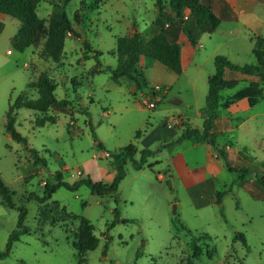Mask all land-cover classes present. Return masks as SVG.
<instances>
[{
	"label": "rangeland",
	"instance_id": "obj_1",
	"mask_svg": "<svg viewBox=\"0 0 264 264\" xmlns=\"http://www.w3.org/2000/svg\"><path fill=\"white\" fill-rule=\"evenodd\" d=\"M156 1L43 0L38 15L46 21L47 30L57 11L66 14L78 34H67L61 63L44 56L47 38L25 51L17 50L12 41L21 22L0 13L5 25L0 33V176L16 205L15 209L3 205L0 194V249L6 248L17 227L20 207L27 209L26 224L31 228L0 264H187L190 256L193 264H264V188L256 181V176L264 180V79L226 70L227 80L240 83L224 90L223 99L250 84L260 88L262 95L242 100L243 106L236 111L220 108L214 129L218 145L229 149L231 165L250 168L251 180L234 184L241 172L229 171L221 158L210 156L215 153L211 146L210 155L205 146H194L188 140L170 146L183 133L177 125L181 114L186 116L185 125L203 128L208 79L215 72L217 55H226L240 65L257 63L250 20L244 17L240 22L223 23L220 29L234 28L233 35L226 36L221 30L205 34L200 42L203 47L196 48L195 60L180 75L145 57L147 82L165 84L169 89L167 94L163 87L153 95L150 90H138L127 77L115 83L109 68L118 64L112 54L118 37H131L136 31L151 37L161 28H169L170 21L180 24L169 0H162V13ZM258 12L264 15V7ZM239 27L243 32L236 31ZM255 31L264 37V27L257 26ZM181 32L182 26H177L178 42ZM84 41L96 52L86 51ZM96 67L102 71L93 76L90 71ZM42 75L54 80L57 99L69 104L64 110L51 108L48 113L19 109L16 129L27 139L25 146L6 132L7 113L20 95L39 98L29 84ZM161 94L163 100L154 108L145 105V100L155 101ZM176 99L182 103H171ZM50 119L57 121L36 124ZM130 143L139 150L161 152L149 159L155 163L154 171L136 170L132 161L127 163L126 177L116 194L118 203L116 195H97L85 185L76 191L61 187L44 204L36 199L44 196L45 183L54 182L57 172L67 183L87 174L96 182L110 183L116 171L112 154ZM180 150L188 159L192 154L191 162L204 164L209 159L214 182L187 190L174 180L169 175L171 157ZM218 191H225L222 210L215 201ZM210 197L212 205L197 204ZM115 208L121 219L112 225ZM81 218L93 226V237L80 233ZM96 239L98 246L87 251L86 262L81 263L80 251L94 245ZM196 249L201 255L193 258Z\"/></svg>",
	"mask_w": 264,
	"mask_h": 264
},
{
	"label": "trees",
	"instance_id": "obj_2",
	"mask_svg": "<svg viewBox=\"0 0 264 264\" xmlns=\"http://www.w3.org/2000/svg\"><path fill=\"white\" fill-rule=\"evenodd\" d=\"M43 0H0V13L11 15L21 22L18 33L13 38V45L17 50L25 51L31 45L38 43L41 38H47L44 46V56L51 58L56 63H61L64 58V44L68 33L77 36V32L73 29L72 23L65 13L54 12L49 21L48 30L46 29V21L41 19L38 15V7ZM171 12L175 18L180 21H170L169 28H161L154 35L148 37L142 32L136 31L131 37L124 36L117 38L116 49L112 52L118 59L116 68H109L112 79L115 83H120L123 77L130 79L138 90L144 91L149 89L144 73L138 69V62L141 56L152 58L164 64L174 73L180 75L183 72L181 45L174 34L177 26H182V31L185 33L187 39L194 48H197L201 38L205 34H213L222 22H231L237 20V15L234 13L230 5L225 0H169L168 2ZM159 12L162 13V0H157ZM219 6V15L216 14V7ZM176 26V27H175ZM5 25L0 21V33L4 30ZM254 41V55L257 60L256 64L240 65L231 61L226 55H217L214 59L215 72L208 79V92L206 95V106L204 109V124L203 128H193L189 124L184 125L181 137L174 141L175 143L187 139H194L196 142H207L215 152L218 158H221L228 170L231 172H241V175L234 181V184L241 185L253 178V171L248 168H236L231 165L228 153L225 148L220 147L217 143L214 131L216 121L218 119V112L220 108L228 109L232 104L243 98L257 99L262 95V90L249 85L242 88L237 93L227 98L222 97V92L227 89H234L240 81L227 80L226 70H231L243 76H255L264 79V37L255 36ZM86 51L96 52L89 41H84ZM98 67L90 71L91 75H95ZM29 88L36 89L39 93V98L35 100L24 99L22 95L11 104L7 113L6 132L18 143L27 145V139L17 131L16 120L18 110L27 108L38 113H48L51 108H58L64 110L69 101L58 100L55 95L56 83L46 75H42L37 81H32ZM153 94V93H152ZM155 95V94H153ZM162 97L164 95L161 94ZM57 119H50L38 122V126H44L46 123H56ZM141 135L138 132L137 137ZM102 147V144H99ZM161 149L144 148L139 150L137 145L130 143L126 147L120 149L118 152L112 154L115 175L110 183L96 182L89 174L79 177L74 183H67L63 180L61 172L55 173L54 182H46L44 185V196L42 198L36 197L40 204L52 199L56 191L65 187L68 190L76 191L81 186L85 185L97 195L104 194H118L119 186L127 174V163L132 161L136 170L149 168L154 171L155 163H149V159L155 157ZM35 153H37L35 151ZM140 153V158L136 159V155ZM243 153H240L242 156ZM264 165V163H263ZM256 181L264 188V180L262 177L256 176ZM225 191L216 192V202L221 206L222 197ZM0 194L2 196V204L8 208L15 209L16 205L12 199L10 189L4 183L0 176ZM119 197L115 196V202H119ZM20 214L17 227L12 231L8 238L6 248L0 249V259H5L10 255L14 244L20 241L23 235L29 234L31 228L26 224L27 209L25 207L19 208ZM115 219L112 225L118 223L121 219L118 208L113 210ZM80 227V233H88L93 237L94 228L90 222L84 218ZM123 222L129 220L123 219ZM91 247L80 251V254L85 263L87 251L94 250L98 246L99 239ZM111 238L108 237V242ZM106 246L105 252L107 251ZM78 255V253H77ZM201 255L196 249L192 253V257ZM78 257V256H77ZM81 259V258H79ZM187 264H193L191 256L188 258Z\"/></svg>",
	"mask_w": 264,
	"mask_h": 264
},
{
	"label": "crops",
	"instance_id": "obj_3",
	"mask_svg": "<svg viewBox=\"0 0 264 264\" xmlns=\"http://www.w3.org/2000/svg\"><path fill=\"white\" fill-rule=\"evenodd\" d=\"M234 13L237 15V20L236 21H231V22H240V20L244 17H248L250 20L251 25L248 22V27L250 28V31H252L253 37L255 36H261V32H256L255 29L257 26H261L262 28L264 27V15L259 14L258 10L262 9L264 7V0H225ZM216 14L219 15L220 8L219 6L216 7ZM227 22V23H231ZM225 22H222L217 30H221L222 34L228 36V35H233L235 32L234 28L231 29H220L222 24ZM240 24V23H238ZM255 28V29H254ZM216 30V31H217ZM215 31V32H216ZM238 32H243V28L239 27L237 28ZM214 32V33H215ZM213 33V34H214ZM211 35V34H208ZM202 39V38H201ZM179 42L181 45V58H182V66L183 70L185 69V66H188L191 62H193L197 56L196 53V48H194L189 40L187 39L185 33L182 31L179 36ZM201 42V40H200ZM199 42L197 48H202L203 44ZM147 64V61L144 56H141L139 58L138 62V69H141L142 72L144 73L145 76V71H144V66ZM146 79V78H145ZM147 82V80H146ZM147 85L149 88H152L154 86H161L165 87L166 89V94L168 86L165 84H149L147 82ZM169 90V89H168ZM247 99L243 98L236 103L232 104L228 109L225 110H233L236 111L239 109V107L243 106V102L241 103L242 100ZM163 100V97L161 95H156V101L161 102ZM219 114V112H218ZM219 117V115H218ZM186 116H183L181 114L178 119H177V125L181 126L184 129V125L186 121ZM219 124V118L216 121V126ZM188 141L193 142L195 145L198 146L199 144H202L207 148L210 152L208 155L211 153V149L209 148V144L207 142H196L194 139H187ZM185 141V140H183ZM212 148V147H211ZM226 151L229 150L228 147H225ZM213 150V149H212ZM228 153V152H227ZM213 156L215 159H219L215 153H213ZM229 156V153H228ZM192 157V154H189V159ZM188 159V156H186V152L183 150L176 151L173 153L171 157V164L172 168L169 169V175L176 181H178L185 189L190 190L192 188H201L204 184L211 182L214 180V172L212 168V164L210 163L209 159L208 162H205L204 164H198L196 160H192L191 162ZM194 159V158H193ZM230 159V158H229ZM219 169H222L221 165H216ZM114 178V177H113ZM214 182V181H213ZM203 188V187H202ZM204 201V200H203ZM212 197H210L209 200H206L204 202H197L198 205L204 207V206H209L213 204ZM216 201V199H215Z\"/></svg>",
	"mask_w": 264,
	"mask_h": 264
},
{
	"label": "built area",
	"instance_id": "obj_4",
	"mask_svg": "<svg viewBox=\"0 0 264 264\" xmlns=\"http://www.w3.org/2000/svg\"><path fill=\"white\" fill-rule=\"evenodd\" d=\"M152 93L155 94L157 91H163V87L161 86H154L152 87ZM166 91V90H165ZM145 105H147L149 108H154L157 104V101H148V100H145L144 101ZM171 127V125H170Z\"/></svg>",
	"mask_w": 264,
	"mask_h": 264
},
{
	"label": "water",
	"instance_id": "obj_5",
	"mask_svg": "<svg viewBox=\"0 0 264 264\" xmlns=\"http://www.w3.org/2000/svg\"><path fill=\"white\" fill-rule=\"evenodd\" d=\"M171 103H173V104H176V105H179V104H181V103H182V101H181V100H178V99H176V100H173V101H171Z\"/></svg>",
	"mask_w": 264,
	"mask_h": 264
}]
</instances>
